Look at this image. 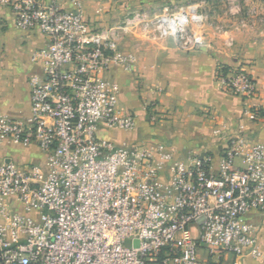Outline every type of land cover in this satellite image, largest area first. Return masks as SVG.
<instances>
[{
  "label": "built area",
  "instance_id": "2783aa9c",
  "mask_svg": "<svg viewBox=\"0 0 264 264\" xmlns=\"http://www.w3.org/2000/svg\"><path fill=\"white\" fill-rule=\"evenodd\" d=\"M224 1L232 31L264 29V0L249 8ZM86 2L0 0L17 30H39L47 41L31 57L42 74L30 78V117L0 115V145L37 144L46 157L44 166L0 165V264H224L228 256L264 262V143L251 144L244 126L222 154L190 152L185 159L164 143L118 145L100 137L138 128L120 108L112 71L135 75L146 42L174 40L187 52L207 47L212 4L129 11L97 28ZM234 43L229 36L225 46ZM216 77L246 102L259 96L241 66L220 64ZM146 110L157 122L156 104ZM259 115L252 106L242 114ZM252 213L261 223L245 219Z\"/></svg>",
  "mask_w": 264,
  "mask_h": 264
},
{
  "label": "crops",
  "instance_id": "0c3cea01",
  "mask_svg": "<svg viewBox=\"0 0 264 264\" xmlns=\"http://www.w3.org/2000/svg\"><path fill=\"white\" fill-rule=\"evenodd\" d=\"M176 0H87L86 15L97 28L119 21L136 7L151 9ZM260 0H241L249 8ZM62 2L68 6L67 0ZM224 0H213L212 7H225ZM69 7V6H68ZM162 10V9H161ZM205 28L207 47L187 52L174 40L146 42L138 49L135 75L116 69L110 78L121 86L120 108L133 114L138 128L133 133L101 131L100 137L118 145L144 140L164 143L176 156L185 159L190 152L222 154L231 138L244 126L251 144L264 143V29L248 28L234 32L233 21L224 13H212ZM222 25L228 33H219ZM232 31V32H231ZM235 40L232 48L226 39ZM47 41L39 30L21 32L9 10L0 8V115L27 120L31 115L30 78L41 75L38 64L31 62L35 51ZM243 67L258 83L259 96L246 102L223 90L217 81L219 65ZM156 104L158 121L152 123L147 106ZM246 106L256 107L260 117L243 118ZM218 130L220 133L215 134ZM12 161L19 165L44 166L46 157L37 144L28 148L5 143L0 145V165ZM224 264H264L249 258L227 257Z\"/></svg>",
  "mask_w": 264,
  "mask_h": 264
},
{
  "label": "rangeland",
  "instance_id": "374dc122",
  "mask_svg": "<svg viewBox=\"0 0 264 264\" xmlns=\"http://www.w3.org/2000/svg\"><path fill=\"white\" fill-rule=\"evenodd\" d=\"M193 1H197V0H176L175 2L169 3V5L167 4L166 6H173V5H184V4H188L191 3ZM217 9L213 8V12L216 11L217 13H224L226 12V7L224 6H217ZM162 7L159 5L157 7H154V9H151V13L150 14H158L161 11ZM137 10H141L140 7H136L134 11ZM212 12V13H213ZM259 118V117H258ZM246 220L250 221V222H254V223H261V216L259 213H252L246 216L245 218Z\"/></svg>",
  "mask_w": 264,
  "mask_h": 264
},
{
  "label": "trees",
  "instance_id": "16d2710c",
  "mask_svg": "<svg viewBox=\"0 0 264 264\" xmlns=\"http://www.w3.org/2000/svg\"><path fill=\"white\" fill-rule=\"evenodd\" d=\"M207 1L211 3L213 0H207ZM159 263L161 264V262H159Z\"/></svg>",
  "mask_w": 264,
  "mask_h": 264
}]
</instances>
